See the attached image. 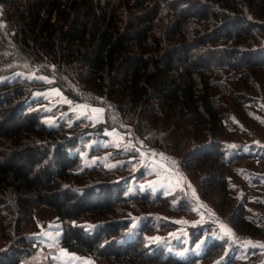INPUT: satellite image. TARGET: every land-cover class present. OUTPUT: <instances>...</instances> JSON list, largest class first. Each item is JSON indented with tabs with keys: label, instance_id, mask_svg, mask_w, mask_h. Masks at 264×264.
I'll return each mask as SVG.
<instances>
[{
	"label": "trees",
	"instance_id": "1",
	"mask_svg": "<svg viewBox=\"0 0 264 264\" xmlns=\"http://www.w3.org/2000/svg\"><path fill=\"white\" fill-rule=\"evenodd\" d=\"M8 49L31 68L55 65L53 81L16 75L26 69ZM262 87L264 0H0V264H27L39 250L26 236L38 207L58 215L62 248L101 263L214 264L225 255L227 238L213 239L196 255L205 227L189 229L195 253L185 260L148 244L151 235L176 226L149 208L192 217L195 201L179 191L133 189L144 179L143 169L133 171L137 151H114L109 159L122 162L113 168L101 161L84 166L82 154L104 155L98 142L120 125L178 160L193 184L187 165L206 164L211 172L202 183L218 185L219 202L232 211L239 233L264 240ZM48 88L72 103L105 108L104 121L69 113L48 125L37 108L42 99L33 98ZM175 112L184 128L178 139L162 122L155 126ZM184 144L186 157L173 154ZM243 161L244 168L236 165ZM228 168L245 181L234 202ZM64 203L74 205L64 212ZM140 215L146 218L135 238L122 244ZM237 252L224 264H237Z\"/></svg>",
	"mask_w": 264,
	"mask_h": 264
},
{
	"label": "rangeland",
	"instance_id": "2",
	"mask_svg": "<svg viewBox=\"0 0 264 264\" xmlns=\"http://www.w3.org/2000/svg\"><path fill=\"white\" fill-rule=\"evenodd\" d=\"M41 16L44 19L46 15L42 13ZM50 19L51 23H55L57 20V13L54 12ZM6 53L8 56L12 57L16 63L26 69L16 75H21L29 79H36L44 83L53 81L56 74L55 65L45 63L31 68L27 61L15 50L8 49ZM41 77H44V79H41ZM261 90H264V88L262 87ZM57 92L59 95H57ZM33 98L42 99L37 108L43 111L45 115H48L45 120L50 126H55L58 119L67 118L69 113L74 114L76 118H87L93 123L103 122L105 119V108L86 103H72V101L57 88L36 91ZM65 101H68V103ZM92 109L98 111L93 112ZM177 115L178 112H175L172 114L171 118L164 117L161 118V120H156L157 124L155 126H158V124L161 125L162 122L164 130L169 133L171 132L172 134H170V136L173 139H178L182 136L184 128L181 129L180 126L176 124L174 117ZM128 117L132 116L128 115ZM143 117L147 118L149 116L144 115ZM106 134L107 139L98 142L101 144L105 154L101 155V157L95 155L93 159H87V153H83L82 158L84 160V166L89 167L96 161H101L110 168L122 162L121 159H109L108 156L112 155L114 151L121 150L122 155L137 151L138 154L130 157V159L135 161L133 167L134 172L143 169L144 179L142 183H134L133 189L138 187L140 190H149L153 194L162 191L164 195H171L179 191L189 195L191 199L195 201V205L192 207L194 213L192 217L187 215H169L168 211L161 207L149 208L148 211L162 212L159 218L165 219L167 225L169 223L170 225L175 224L176 226L160 231L162 233L156 232L151 235L148 238V244L163 246L167 255L171 254L185 260L190 253H195L191 248L189 229L191 227H205L208 232L205 233V236H203L201 240L195 243L193 248L196 251V255L199 257H201L206 243L211 242L213 239L222 240L227 238L230 244L226 247L225 255L217 259L214 264H224L227 256L233 253L235 248L241 249L240 253L237 252L234 254V258L237 259V264H264V240H258L247 233H239L234 220H232V211L230 208H224L225 205L221 206L219 202V198H221L222 194L217 188L218 185L211 186V184L202 183L204 176L211 172L208 167L205 169L204 165L206 164H201V162L196 161L195 164L192 163L190 166L187 165L186 171H188L194 179L193 184L182 171L178 160L172 158L168 153V157H165L163 153L162 155L151 153L158 150L150 148L143 140L134 134L132 127L120 125L118 128L108 131ZM186 151L187 146L184 144L182 147H179V149L173 150V152H175L173 154L178 157H186ZM236 165L240 166V168H244L248 163L243 161L238 162ZM249 166L254 167V165ZM193 168H195V171L192 170ZM226 174L235 188L233 192L230 191V196H232L234 202L236 198L239 199L243 193L245 181L239 173H234L231 168L226 170ZM61 198V196L58 197L56 201H61ZM229 199L230 198H228V200ZM73 205L72 203H64L60 206V209L64 212H68ZM218 210H220L221 214L217 212ZM145 218L144 215L133 217L132 232L122 238V244L132 241L135 238L136 234L134 229L141 226ZM26 232V236L32 240L35 245H39V250L31 257L27 264H39L43 260L45 263L49 264H105L98 262L91 255H78L60 246L61 224L58 215L51 211L50 208L38 207L35 213L34 226ZM202 241H204V243H201ZM47 258L48 260H46ZM197 264L204 263L200 262Z\"/></svg>",
	"mask_w": 264,
	"mask_h": 264
},
{
	"label": "snow or ice",
	"instance_id": "3",
	"mask_svg": "<svg viewBox=\"0 0 264 264\" xmlns=\"http://www.w3.org/2000/svg\"><path fill=\"white\" fill-rule=\"evenodd\" d=\"M41 79H44V77H41ZM57 95H59V93L57 92ZM66 103H68V101H65ZM78 110V109H77ZM93 112H97L98 110L96 109H92ZM230 147H236L235 145H230ZM98 227V226H97ZM230 234V233H229ZM158 239V238H157ZM201 243H204V241H202ZM199 247V246H198ZM66 254V253H65Z\"/></svg>",
	"mask_w": 264,
	"mask_h": 264
},
{
	"label": "built area",
	"instance_id": "4",
	"mask_svg": "<svg viewBox=\"0 0 264 264\" xmlns=\"http://www.w3.org/2000/svg\"><path fill=\"white\" fill-rule=\"evenodd\" d=\"M151 153H153V154H159L160 152H159V151H153V152H151ZM165 157H168V156L165 155Z\"/></svg>",
	"mask_w": 264,
	"mask_h": 264
},
{
	"label": "crops",
	"instance_id": "5",
	"mask_svg": "<svg viewBox=\"0 0 264 264\" xmlns=\"http://www.w3.org/2000/svg\"><path fill=\"white\" fill-rule=\"evenodd\" d=\"M113 167H115V166H113ZM113 167H110V168H113Z\"/></svg>",
	"mask_w": 264,
	"mask_h": 264
}]
</instances>
